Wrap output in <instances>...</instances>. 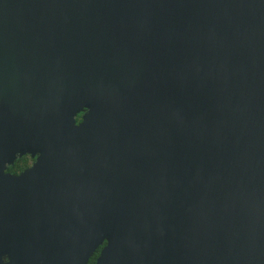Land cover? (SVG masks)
Wrapping results in <instances>:
<instances>
[{
  "label": "water",
  "instance_id": "obj_1",
  "mask_svg": "<svg viewBox=\"0 0 264 264\" xmlns=\"http://www.w3.org/2000/svg\"><path fill=\"white\" fill-rule=\"evenodd\" d=\"M102 245L264 264V0H0V264Z\"/></svg>",
  "mask_w": 264,
  "mask_h": 264
},
{
  "label": "flooded vegetation",
  "instance_id": "obj_2",
  "mask_svg": "<svg viewBox=\"0 0 264 264\" xmlns=\"http://www.w3.org/2000/svg\"><path fill=\"white\" fill-rule=\"evenodd\" d=\"M86 111L87 108L84 107L83 110L76 114L75 119L77 124L83 120ZM37 156L38 155L33 156L31 153H26L22 156L17 155V158L14 160V162L7 165L6 171L17 175L21 174L23 171L34 165L37 160Z\"/></svg>",
  "mask_w": 264,
  "mask_h": 264
},
{
  "label": "trees",
  "instance_id": "obj_3",
  "mask_svg": "<svg viewBox=\"0 0 264 264\" xmlns=\"http://www.w3.org/2000/svg\"><path fill=\"white\" fill-rule=\"evenodd\" d=\"M105 243H106V242H105ZM102 247H103V245L100 246V247L96 250V252L94 253V255L91 257V259H90V261H89V264H95L96 259H97V257L99 256Z\"/></svg>",
  "mask_w": 264,
  "mask_h": 264
}]
</instances>
